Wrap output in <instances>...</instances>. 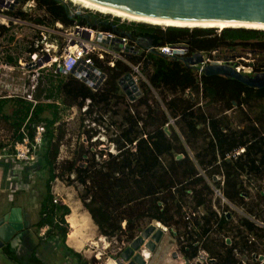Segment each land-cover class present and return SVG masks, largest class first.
Segmentation results:
<instances>
[{
	"label": "trees",
	"instance_id": "trees-1",
	"mask_svg": "<svg viewBox=\"0 0 264 264\" xmlns=\"http://www.w3.org/2000/svg\"><path fill=\"white\" fill-rule=\"evenodd\" d=\"M34 1L44 10L37 23L90 26L135 44L145 38L154 47L184 44L187 57L239 47L264 52L262 29L128 24L99 12L75 13L64 0ZM6 12L27 18L20 10ZM6 29L0 24V37ZM124 56L133 64L142 62L147 78L133 100L120 84L133 71L131 65L118 58L111 66L109 56H94L106 75L98 89L73 74L50 73L49 85L41 90L45 96L34 92L36 104L20 96L0 98V112L15 128V139H22L18 130L24 123L32 138L36 125L45 126L41 167L47 179L37 232L49 224L45 236L56 237L78 264H100L66 243L71 208L52 193V182L61 179L79 189L100 235L123 244L113 258L131 256L134 242L152 222H160L188 264H195L200 249L210 259L196 264H264V86L220 74L199 76L196 67L155 49ZM9 62L16 61L9 57ZM62 106L87 107L72 157L59 161L66 136L57 124ZM13 251L11 244L4 250L10 256ZM30 262L43 259L36 254Z\"/></svg>",
	"mask_w": 264,
	"mask_h": 264
},
{
	"label": "rangeland",
	"instance_id": "rangeland-1",
	"mask_svg": "<svg viewBox=\"0 0 264 264\" xmlns=\"http://www.w3.org/2000/svg\"><path fill=\"white\" fill-rule=\"evenodd\" d=\"M65 1L71 3L72 7L76 11L82 12L89 10L94 13L99 12L104 15L116 17V15L88 8L83 4L74 2L72 0ZM9 9H12L14 11L20 10L26 14L27 18L14 17V19L11 20L12 18L10 19L6 17L8 16V13L6 11ZM43 15L44 10H41L37 2L34 0H29L28 2L15 1L13 6L11 5V3L0 4V24L5 25V27L7 28L3 31L2 36L0 37V63H3L5 61L8 63L1 67L2 75L4 76L2 77V80L0 82V93L5 95H14L19 93L27 96L28 92L32 93L33 91H35L36 93L40 94L42 98L45 96V93H43V91L41 90L47 87L51 80L50 72L47 70V68L30 70L28 68H22V66H20V64L18 63L19 58H28L29 49L34 46L37 39H39V35H41V29H39L37 25H39L40 23H37L35 19ZM134 22L144 21H134L120 17V23L129 24ZM40 25H45L50 28H53L55 26V24L52 21L50 22L48 19L45 24ZM220 30L221 28H218V31ZM64 33L65 31L61 30L57 35L60 38V41L65 39ZM245 53L247 54V56H244L245 59H253V54L248 56L250 53L247 51ZM9 57H12L16 62L14 64L10 63ZM256 59L257 58L255 57V60ZM255 60L254 62H256ZM34 74H36V77L34 76ZM138 77L139 78L137 79V82L140 86L141 81H146L147 78L144 74L140 76L138 74ZM33 86H36L35 89L32 88ZM11 108L12 107L7 106L5 110L9 113ZM83 109L84 108L79 109L76 106L72 108L62 106L60 109L61 119L57 124H59L61 129L65 131L66 136L63 140V143L61 144L60 154L58 157L59 161L65 158L72 157L73 152L76 148V143L78 142L79 138H81V121L82 117L84 116L82 114ZM88 122L89 119H86L85 123ZM91 125H93V123H91ZM11 133L12 132L10 130L9 122L5 121V119L0 115V143H3V146L10 143L8 142V137L11 136ZM102 138L106 140L103 135ZM9 149L11 150L10 146ZM52 189L55 198L61 199L64 203H67L70 206H77L78 208V218L81 220L82 225L80 224L81 236L79 239V248L77 250L82 253L83 258L91 259L92 257H96L97 259H99L100 264H102L107 256H118L119 251H121V247H123V244L114 240L113 242H111L104 236L100 235L98 227L93 223L91 217L89 216L87 210L85 209L82 201L79 198V189L72 185H67V183L61 179H57L52 182ZM37 217L38 212H35L32 220H35ZM152 225H154V229L150 231V237L145 238L143 243L135 248V250H133V253L129 257V259L123 260L125 264H128L129 261L134 260L136 255H140L142 258V253L145 250H148L146 241L147 243L148 241L150 242V240H152V235L155 234L157 230L162 229V226L157 225L156 222H152ZM29 227H31V230L33 229V243H38L37 245H39V241H41L42 239L37 235V226L29 225ZM168 235L169 234L165 236L164 243L167 242V244L169 245L172 240L170 238V235ZM102 237L104 238L102 239ZM159 241L160 239L156 241L155 244H158ZM41 244L42 248L53 251V264H78L77 261H72L69 259V255L65 253V250H63V245L57 240L53 242L50 239L45 238L44 240H42ZM155 244H152V246ZM177 251H179V249H177ZM0 264L12 263L10 261L4 260V256L2 255L0 257Z\"/></svg>",
	"mask_w": 264,
	"mask_h": 264
},
{
	"label": "built area",
	"instance_id": "built-area-1",
	"mask_svg": "<svg viewBox=\"0 0 264 264\" xmlns=\"http://www.w3.org/2000/svg\"><path fill=\"white\" fill-rule=\"evenodd\" d=\"M10 1V3H12L14 0ZM74 11L78 14L85 13L84 11ZM6 17L10 19L12 18L11 20L14 19L13 17ZM113 19L114 17H110V21ZM37 26L41 29V35H39V39H37L36 43H33L34 46L31 47L32 50H29L28 58H19L18 63L22 66V68H28L30 70L47 68L50 73H62L65 75L73 74L82 81L83 78H89L91 76V82H94L95 84L99 83L96 88L93 86L91 87L93 89H98L105 80L106 75L95 66L94 56L100 58L101 60H105L109 56L110 60L108 63L111 66L115 65V60L118 58L128 62L133 70L130 73L133 75L136 82L139 78L138 74L139 76L143 75L141 72L142 62L133 64L124 56V53L128 55L141 54L144 48L140 47L138 44L132 43L127 36H120L111 31L98 30L90 26L74 25L66 27L59 21L55 23L53 28L40 24ZM61 30L65 31V39L62 41H60V38L57 36ZM104 39H106V41H104ZM115 40H118V42ZM126 47H130V49H126ZM145 49H155L161 54L169 57H174L175 55L185 56L188 52V46L184 44H165L156 47L151 46V48L146 47ZM251 51L252 50H249L247 52L251 55ZM203 54V61L197 64L196 67L199 76L203 74V68L206 65L223 63L225 61L222 56L219 55V51L217 50L211 55L206 53ZM247 60L252 61L253 63L254 59L251 60L250 58H247ZM5 64L8 63L6 61L0 63V82L4 76L2 75L1 67ZM236 69L242 73L254 74L262 72L264 67L256 70L255 65L253 64H247V66L237 64ZM102 73L104 74L103 77ZM34 76L36 77V74H34ZM35 87L36 86H33L32 88L35 89ZM34 92L35 91L32 93L28 92L27 96L19 93L14 95H5L0 93V98L22 95L24 98L36 104L38 100L34 97ZM133 92L136 94L135 91ZM89 102L90 100L88 99L87 103ZM86 107L87 106H84L83 110H85ZM44 132L45 126L40 123L36 125V131L34 137L32 138L31 130L28 128L26 123H24L19 129V134H21L22 139L15 140L12 144L8 143V145L4 148L8 152L10 151L11 156L19 162H33L36 160L37 153L40 151L41 145L43 144ZM9 146L11 147V150L9 149ZM242 150L243 149H241V151ZM54 200L57 201L58 198H55ZM46 228H48V226ZM46 228L43 229V232L41 233L42 235L45 234L44 231H46ZM209 259V253L205 249H200L199 254L194 259L193 263H206Z\"/></svg>",
	"mask_w": 264,
	"mask_h": 264
},
{
	"label": "water",
	"instance_id": "water-1",
	"mask_svg": "<svg viewBox=\"0 0 264 264\" xmlns=\"http://www.w3.org/2000/svg\"><path fill=\"white\" fill-rule=\"evenodd\" d=\"M19 2L14 0L11 5ZM101 3L120 7L128 11L138 13L140 15L155 16L168 19L181 20H241L264 22V0H95ZM10 0H0V4H8ZM149 23V22H146ZM171 26V25H170ZM176 26V25H175ZM233 28V27H227ZM255 29V28H252ZM145 39V38H143ZM106 41V39H104ZM118 42V40H115ZM150 41L146 47L151 48ZM130 49V47H126ZM253 52V51H251ZM220 55V53H219ZM221 56V55H220ZM187 64L197 67V64L203 61L204 54L202 52L194 53L191 56H179ZM223 63L208 64L203 68V73L206 75L220 74L228 77L236 78L246 85L261 88L264 86V72L254 74H246L236 69L237 63L233 64L228 58H223ZM94 68V67H92ZM104 74L102 73V77ZM89 78H83V81L90 86L97 87V84L91 82ZM120 84L130 97L131 100L140 95V86L134 79L131 73L126 74L120 79ZM135 91L136 94L133 92ZM219 192V191H218ZM220 193V192H219ZM24 228L22 210L20 207H14L9 213L0 217V250L10 241L12 243L19 240L20 233ZM154 229V225L150 226L141 237H139L131 248L133 250L141 245L145 238L150 237V231ZM162 231L159 229L152 235V240L146 243L147 247H151L159 240ZM152 242V243H151ZM130 254V255H131ZM130 256H127L129 259ZM118 264H125L121 259L116 260ZM137 261V262H135ZM140 255H136L134 260L128 264H143Z\"/></svg>",
	"mask_w": 264,
	"mask_h": 264
},
{
	"label": "crops",
	"instance_id": "crops-1",
	"mask_svg": "<svg viewBox=\"0 0 264 264\" xmlns=\"http://www.w3.org/2000/svg\"><path fill=\"white\" fill-rule=\"evenodd\" d=\"M148 42L149 41L147 39L140 38L138 45L140 47L146 48ZM19 96L23 97L22 95ZM6 97H13V96H6ZM1 98H5V97H1ZM0 115L2 116L1 112ZM9 126L12 133L11 136L8 137V142L12 144L13 141L18 139H15L17 133H15L16 130L11 125L10 122H9ZM0 144H2V147L0 148V217H3L5 214L9 213L14 207H20L22 210V217L24 223V228L21 231H18V233H20L19 236L20 239L17 240L14 245H12V240L8 242L9 244H11V249L14 250L12 253L13 255L11 254L10 256L5 254L4 250L1 249L0 257L3 255L4 260L10 261L12 264H34L30 262V258H33V256L37 254L38 256L42 257L43 259L42 264H53L52 261L53 251L42 248V244H41L42 240H44L45 238H48L53 242H55L56 240L59 242V240L56 237L51 238L45 236L46 231L48 230L50 225L45 224L37 232L39 238L42 239L41 241H39V245H37L38 243L36 244L33 243L34 241L33 229L31 230V227H29V225L32 226L36 225L37 222L39 221L42 201L45 195V182L47 179V173L41 167L42 149L40 148V151H38L37 158L35 161L25 163V162L17 161L14 157L11 156L10 151L8 152L5 150L4 147L6 145L3 146V143ZM52 193H53V189H52ZM69 207L71 208V212L66 216V219L68 223L70 222L69 223L70 231L68 233L66 243L74 250L80 252L77 249L79 248L78 245L81 236L80 227L82 224H81V220L78 218L79 216L78 208L73 205L72 206L69 205ZM35 212H38V217L35 220H32V217L34 216ZM71 217H74L75 225H76L75 229L77 232V235L73 239H70L69 237L70 232L72 230V223L70 221ZM156 223L157 225L162 226V229H160L162 231V234L159 238L160 241L158 242V244H155L153 246L151 245V247H147L149 251V255L147 257L145 256L142 257V260L144 262L143 264H188L182 252L180 250L177 251V249H179L177 242L174 239V237H172V235L169 233L168 228L162 225L160 222H156ZM47 226L48 228H46ZM44 228H46V231H44L45 234L42 235L41 233L43 232ZM167 234L170 235V238L172 240L169 245L167 244V242L164 243V238ZM103 238L104 237H102V239ZM35 247L36 250H34ZM65 253L68 254L67 251H65ZM68 257L70 260L76 261V259L71 258L70 255ZM116 260L117 259L113 258L112 256H107L102 264H107V263L118 264Z\"/></svg>",
	"mask_w": 264,
	"mask_h": 264
},
{
	"label": "bare ground",
	"instance_id": "bare-ground-1",
	"mask_svg": "<svg viewBox=\"0 0 264 264\" xmlns=\"http://www.w3.org/2000/svg\"><path fill=\"white\" fill-rule=\"evenodd\" d=\"M72 1L81 3L88 8L101 11L104 13H110V14H113V15H116V16H119L125 19L134 20V21H144V22H149L152 24H157V25H162V26H170V25L175 26L176 25V26H183V27H218V28H223V29L227 27H233V28H251V29L255 28V29L264 30V22L241 21V20L215 21V20L168 19V18H161V17H155V16L140 15L138 13H134L126 9L115 7L112 5L105 4V3H101L95 0H72ZM70 221L72 223V230L70 232L69 237L70 239H73L77 235V232L75 229L76 225H75L74 217H71ZM143 253H144L142 254L143 257L144 256L147 257L149 255L148 250H146Z\"/></svg>",
	"mask_w": 264,
	"mask_h": 264
},
{
	"label": "flooded vegetation",
	"instance_id": "flooded-vegetation-1",
	"mask_svg": "<svg viewBox=\"0 0 264 264\" xmlns=\"http://www.w3.org/2000/svg\"><path fill=\"white\" fill-rule=\"evenodd\" d=\"M246 50L244 48H235V49H225V50H219L220 55L222 56V58H228L229 61H231L233 64L237 63L243 66H247L248 65H255V69H259V68H263L264 67V52L261 51H253V59L255 60V57L257 58L253 63L252 61H248L247 59L244 58V56H247V54L245 53ZM250 56V54L248 55ZM264 70V69H263ZM262 70V72H264ZM9 244V243H8ZM6 244L5 247L8 245ZM15 243L13 242L12 245H14ZM5 247L2 248L3 250H5Z\"/></svg>",
	"mask_w": 264,
	"mask_h": 264
},
{
	"label": "clouds",
	"instance_id": "clouds-1",
	"mask_svg": "<svg viewBox=\"0 0 264 264\" xmlns=\"http://www.w3.org/2000/svg\"><path fill=\"white\" fill-rule=\"evenodd\" d=\"M65 1V0H64ZM117 17V16H116ZM120 18V17H119ZM213 28H216L218 30V27H213ZM222 30V29H221Z\"/></svg>",
	"mask_w": 264,
	"mask_h": 264
}]
</instances>
